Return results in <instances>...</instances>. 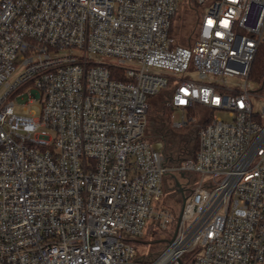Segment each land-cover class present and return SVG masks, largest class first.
<instances>
[{"label": "built area", "instance_id": "1", "mask_svg": "<svg viewBox=\"0 0 264 264\" xmlns=\"http://www.w3.org/2000/svg\"><path fill=\"white\" fill-rule=\"evenodd\" d=\"M183 3L190 45L170 33ZM262 42L264 0H0V264H264V104L246 81ZM167 86L174 127L212 110L192 157L145 136ZM33 100L38 116L16 112ZM151 227L148 259L132 240Z\"/></svg>", "mask_w": 264, "mask_h": 264}, {"label": "rangeland", "instance_id": "2", "mask_svg": "<svg viewBox=\"0 0 264 264\" xmlns=\"http://www.w3.org/2000/svg\"><path fill=\"white\" fill-rule=\"evenodd\" d=\"M257 6L253 5L249 17L248 23L254 24L255 22V13ZM183 14V15H182ZM174 29L176 34H178L177 41L182 44H191L197 38V27L195 13L190 10H185L183 13L179 14L176 17ZM112 57L106 56L105 59H111ZM189 76L194 80H202L208 82L210 75H206L203 78H200L197 72H190ZM221 81V78H218ZM244 78L239 77H229L226 76L224 81L228 85H233L238 83V85L244 82ZM248 88L251 90V98L254 109H261L264 104V91L259 90V84L247 79ZM264 88V86H263ZM167 91L163 90L150 97L149 107L147 110V125L145 134L153 142V145L160 149L163 153L170 154L176 158H184L191 156L195 153L196 149V132L206 117V111L204 107L197 106L195 109L196 115H190L187 112V117H193V120L188 121L182 127H174L171 122V115L173 111L169 114V119L164 118V114L160 111V108L165 104ZM25 106L26 109H22ZM153 107L154 110H151ZM15 110L17 113H28L31 112L33 116H38L40 112V102L38 100L27 101V103L16 104ZM176 115H179L177 109L174 110ZM216 115L225 116V112L222 110H214ZM178 207V206H177ZM178 209V208H177ZM147 245V244H144ZM155 248V247H154ZM157 248V247H156ZM143 249L140 248V251Z\"/></svg>", "mask_w": 264, "mask_h": 264}, {"label": "trees", "instance_id": "3", "mask_svg": "<svg viewBox=\"0 0 264 264\" xmlns=\"http://www.w3.org/2000/svg\"><path fill=\"white\" fill-rule=\"evenodd\" d=\"M185 10L193 11V13H195V19L197 18V14L199 12V9L197 8L196 5H187V4H184V3L180 5L179 9L177 10V12L175 13V15L172 18L171 28H170V33L172 35H174L176 37V39L178 37V34H176L175 29H174L175 20H176V17L179 14L183 13ZM179 44H182V43H179ZM183 45H190V44H183ZM247 79L258 83L260 85L259 86V90H263L264 91V88H263V86H264V42L260 43L259 46L257 47L256 51H255L253 60H252V62L250 64V68H249V72H248V75H247ZM163 90L167 91V94H166V97H167L168 94H169V91H170L169 87L167 86L164 89L160 90L159 92H161ZM159 92H157V93H159ZM164 102H165V104H163V106L160 108L159 112H162V114H164V118L166 120H168L169 119V114L173 111V107L170 106V105H167L166 98H165ZM197 106L204 107V110L206 111V115H205L206 119L203 122V123H205L207 118H208V116L211 115L212 110L210 108H208L207 106H205V105H196L194 108L189 109L188 113H190V115H196L195 109H196ZM148 107H149V105H148ZM151 110H154L153 107L151 108ZM145 136H146V138H148L146 134H145ZM196 143H197V137H196ZM152 144H153V142H152ZM156 149H158V148H156ZM158 150H160V149H158ZM196 150H197V144H196L195 152H196ZM194 155H195V153L192 154L190 157H192ZM187 157H189V156H187ZM184 158H186V157H184ZM158 232H159L158 229L151 227L149 229L147 235L144 237V239H142V240H132V244L135 246L138 254H140V253L147 254L146 258L151 259L162 249L163 243L158 241V237H157L158 236ZM144 244H147V245H144ZM140 248H142L143 250L140 251Z\"/></svg>", "mask_w": 264, "mask_h": 264}]
</instances>
